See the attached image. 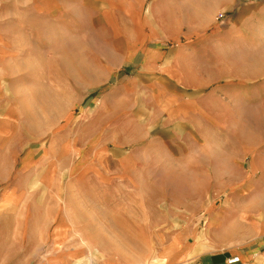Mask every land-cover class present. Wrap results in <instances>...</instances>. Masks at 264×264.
<instances>
[{"label": "crops", "instance_id": "1", "mask_svg": "<svg viewBox=\"0 0 264 264\" xmlns=\"http://www.w3.org/2000/svg\"><path fill=\"white\" fill-rule=\"evenodd\" d=\"M67 77L86 95L53 165L28 144L34 123L21 121L18 95L33 109L30 95L65 93ZM259 108L264 0H0V264H90L114 223L133 220L113 213L132 204L131 190L138 204L180 209L164 215L184 222L170 225L166 245L179 239L171 256L190 259L191 222L213 213L211 201L220 216L229 202L264 201V136L246 120ZM65 158L77 196L61 203L51 194ZM85 184L105 196H80ZM260 220L241 264L264 260ZM224 254L198 262L225 264Z\"/></svg>", "mask_w": 264, "mask_h": 264}, {"label": "rangeland", "instance_id": "2", "mask_svg": "<svg viewBox=\"0 0 264 264\" xmlns=\"http://www.w3.org/2000/svg\"><path fill=\"white\" fill-rule=\"evenodd\" d=\"M66 48L70 49L71 47ZM66 56L71 58L68 53ZM69 73V71H66L67 76H71L68 75ZM85 95V93H79L74 87L72 84V77L66 78L65 93L30 95L33 97L34 101L33 109L30 108L25 110V99L27 100V95H18L19 116L21 117V121L24 123V121H30L32 119L34 123V140L28 144L33 148L40 149L38 153L39 156L43 151L44 153L50 151V155L56 157L55 159H51L53 160V165L56 164L57 157L60 156V152L63 151H59L58 144L63 143V138L66 141L65 143H70L71 141L74 120L80 110V101L83 100ZM63 106L65 107L64 109H62ZM47 107H49V109ZM44 118H47V120ZM246 118V120L257 119L258 135L264 136V109L259 108L257 111H254L250 117L248 116ZM63 119L65 125L63 123H61L62 126L60 127L56 125L57 122ZM43 121H49L50 124L52 123L55 125L45 126L44 124L47 122L43 123ZM48 130L49 133H46ZM67 153L68 152H66V154ZM242 161H244L243 164L246 167L249 158H244ZM61 162L62 164H60V166L62 168H69L64 174L60 175L61 184L58 189L54 188L52 190L53 194H51V196L56 195L58 199H61L60 201L62 203L63 198H73L77 195H74L73 189L74 174L72 171L74 169V162L72 159L70 162V159L67 158L62 159ZM240 175L244 176V172ZM233 176H236V174L228 175L227 180ZM261 176L264 177L262 174L256 175L258 179ZM83 183L84 181L82 184ZM149 192L152 193L153 191ZM195 192L199 194L201 190H196ZM229 193L230 191L227 190L222 198L230 196ZM129 194L131 198H129L128 201L132 204L123 206L115 205L113 207V213L124 214L129 219L133 220L114 223L115 227L113 231H108V236L104 237L102 243L97 247L106 252H92L86 255L85 259L87 261L91 259V261H89L91 262L90 264H100L101 262L103 264H201L198 260H202V257H197L198 254L211 250L225 253L226 259L231 256H239V263L241 264L242 256L238 252L248 250V247H244L243 245H248L247 240L252 233L261 230L262 222L260 218L264 215V205H261V203H264V201H261L260 205L256 202H249L246 204H240L237 201L227 202L228 204H225L224 207V214L221 216L216 214L217 207L214 208V204L211 201L208 211L213 210V213H209L210 215H201L200 220L191 222V225L194 226V230L193 237L189 239V242H192L191 246L188 247H193L192 257L186 260L187 257L185 254L171 256L172 253L181 249V244L179 239H175L166 245L169 240L167 231L171 227L170 225L178 226L179 224H184V222L173 221L169 223V221L164 220V218H166L164 215L170 214L175 217V213L180 212V209L177 208V210L174 211V207L138 204V202H143L142 197H138V192L134 191L133 194L131 190ZM80 196L92 198L105 196V194H103L101 189H96V191H94L89 185L85 184L82 186ZM150 197L153 198L152 195ZM151 202L153 203V200H151ZM65 208L69 209L72 213V210L74 211L76 207L67 205ZM85 208H91L96 213H105L106 209V207L100 206L82 207L83 210ZM68 212L69 211H67V213ZM82 212L84 213V211ZM219 216L220 218L218 219ZM210 217L214 220H210ZM138 219L143 220L138 221ZM39 230L40 224H35L34 231L39 232ZM58 235L59 234H57L55 238H57ZM255 260L259 262V264H264V260L261 258ZM176 261H180V263H176ZM249 264H252V262Z\"/></svg>", "mask_w": 264, "mask_h": 264}, {"label": "built area", "instance_id": "3", "mask_svg": "<svg viewBox=\"0 0 264 264\" xmlns=\"http://www.w3.org/2000/svg\"><path fill=\"white\" fill-rule=\"evenodd\" d=\"M222 15H219V18H221ZM240 262L239 256H231L226 259V264H238Z\"/></svg>", "mask_w": 264, "mask_h": 264}]
</instances>
